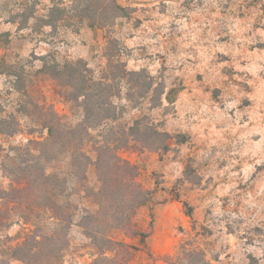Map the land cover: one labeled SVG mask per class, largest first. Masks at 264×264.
Segmentation results:
<instances>
[{
  "label": "rangeland",
  "instance_id": "rangeland-1",
  "mask_svg": "<svg viewBox=\"0 0 264 264\" xmlns=\"http://www.w3.org/2000/svg\"><path fill=\"white\" fill-rule=\"evenodd\" d=\"M106 1L62 0L67 15L55 21L49 0H0V61L26 73L22 89L13 76L0 74V120L7 122L0 129H17L0 133V198L20 174L17 167L10 173V148L46 138L39 117L48 106L68 125L82 118L80 108L59 94L63 89L38 73L43 58L59 65L84 60L96 78L119 60L154 80L150 94L133 101L124 99L121 83L122 99L114 102L125 113L110 126L119 133L140 120L162 133L119 152L152 192L137 216L147 230L152 213L144 244L115 236L137 248L128 264H166L161 257L186 240L210 264H264V0H116L123 15L89 28L92 16L82 9ZM17 157V164H31L23 152ZM88 178L94 182L93 173ZM2 203L0 264H26L8 257V247L31 243L30 237L55 226L44 214L24 223ZM76 224L67 229L57 264L99 262Z\"/></svg>",
  "mask_w": 264,
  "mask_h": 264
},
{
  "label": "trees",
  "instance_id": "trees-1",
  "mask_svg": "<svg viewBox=\"0 0 264 264\" xmlns=\"http://www.w3.org/2000/svg\"><path fill=\"white\" fill-rule=\"evenodd\" d=\"M49 2V15H53L55 21L67 15L62 0ZM103 3L94 9H82L92 16L89 28H104L125 11L116 0ZM46 23L51 26L54 22ZM42 61L38 73L49 75L56 86L63 89L59 94L80 108L82 118L78 123L68 125L52 106H48L46 113L39 117L47 131L46 138L25 147L10 148L14 153L9 158L13 169L10 173L17 167L20 174L15 180L17 186H12L0 198L2 204L16 209L24 223H29L30 216L40 220L44 214L55 227L48 233L30 237L31 243L24 240L11 244L7 255L26 264H57L68 244L67 229L76 220V225L101 258L93 264H128L137 248L115 236L120 233L128 238L137 237L144 244L152 228V213L147 230L138 224L137 216L149 204L152 192L138 181L136 165L122 158L119 152L127 148L129 142L145 143L149 141V135L161 136L162 133L152 124H142L140 120L119 133L114 132L110 124L125 113L123 106L114 102L122 99L121 83L127 86L124 99L133 101L136 95L143 98L150 94L154 78L144 69L127 70L119 60L111 61L109 71L99 78L84 60L63 65L49 63L46 58ZM16 69L0 61V74L13 76L17 89H22L26 87V73ZM0 122L7 123L6 119ZM9 129H0V133L11 135L17 131ZM32 144L34 147L31 148ZM22 152L32 158L31 164L16 163L17 155ZM90 172L94 174V182L88 178ZM72 197L87 204L80 205ZM184 205L187 216L191 217V208ZM161 259L166 264H210L205 260V253L187 240L178 244L174 254H165Z\"/></svg>",
  "mask_w": 264,
  "mask_h": 264
}]
</instances>
